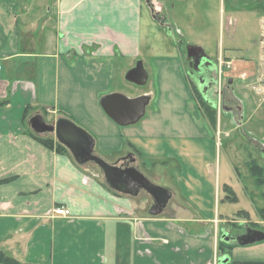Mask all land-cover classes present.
I'll list each match as a JSON object with an SVG mask.
<instances>
[{
  "label": "crops",
  "instance_id": "obj_1",
  "mask_svg": "<svg viewBox=\"0 0 264 264\" xmlns=\"http://www.w3.org/2000/svg\"><path fill=\"white\" fill-rule=\"evenodd\" d=\"M144 1L0 0V249L22 263L264 262V241L229 242L230 252L222 251V231L231 219L221 209L220 186L237 192L227 177L221 184L217 158L223 132L230 136L232 124L240 130L248 107L253 117L264 118L254 102L256 96L264 98V16L256 19L255 7H233L218 28L215 61L201 41L172 55L151 54L143 46ZM258 5L263 8L264 0ZM188 28L200 30L203 38L213 34L205 22L200 29ZM192 47H201L222 75L219 95L223 78L232 84L224 98L233 104L217 109L215 122L195 99L192 108L187 106L194 93L183 53ZM139 60L148 82L151 73L153 80L136 91L126 82L139 85L125 75ZM221 61L232 63L224 74ZM110 94L148 97L145 115L135 124H118L101 105ZM28 108L51 123L61 117L78 123L94 137V152L109 163L114 164L104 153L133 155L138 170L153 172L147 176L152 182L163 168H174L181 190H171L161 213L141 211V191L132 196L112 189L89 162L81 165L69 150L50 149L33 137ZM58 206L71 214L55 215ZM238 212L247 213L239 222L261 229L255 223L262 219L252 220L247 209Z\"/></svg>",
  "mask_w": 264,
  "mask_h": 264
},
{
  "label": "rangeland",
  "instance_id": "obj_2",
  "mask_svg": "<svg viewBox=\"0 0 264 264\" xmlns=\"http://www.w3.org/2000/svg\"><path fill=\"white\" fill-rule=\"evenodd\" d=\"M260 0H245L239 2V0H147L144 1L143 6V17H142V37H143V46L145 48H150L151 54H166L172 55L178 52V48L182 49L189 44H197L198 42H203L206 44V51L213 57L215 61L218 44L220 42L219 35L217 34L218 28L223 27V21L227 20V17L232 13V8L235 7L239 9L244 5L247 8L255 7L256 19L260 16H264V10L261 6L258 5ZM150 4V5H149ZM161 7V12L159 9ZM250 10V9H248ZM238 11V10H237ZM243 11V10H239ZM252 11V10H251ZM248 14V12H246ZM239 13L237 12L234 16L238 17ZM250 16V14H249ZM248 16L249 21H253L255 18L253 16ZM192 21V22H191ZM208 25V32L213 33L210 38H203L204 34H201L200 30H190L188 27L190 24L193 26L200 27L202 23ZM258 35L259 40L261 39ZM183 52V50H182ZM187 57V52L183 53V58ZM188 73V69H187ZM222 75L217 74V78H221ZM192 86H195L196 82L193 78H189ZM218 79V80H219ZM153 80V73H151L150 80L146 87L151 85ZM236 86L239 85V81L235 80ZM127 87H134L136 91H141L145 86H133L126 82ZM232 84L228 82L227 78L221 80V86L223 93L230 89ZM196 87V86H195ZM130 89V88H127ZM231 91V89L229 90ZM230 93V92H229ZM198 94V92H197ZM196 94V95H197ZM220 93L214 91V95L211 97L213 101L217 100L219 102L218 108L212 109L215 111H224V109L230 108V105L233 103L228 101L230 98L228 95L227 98L219 95ZM264 97V95H263ZM194 98L188 101V108H192V102ZM196 101V99H195ZM255 109H257L261 114L264 112V98L263 101L261 97L256 96L255 98ZM197 103V101H196ZM222 104V106H221ZM203 107L205 108L204 104ZM232 107V106H231ZM153 108V102L148 106L147 111ZM218 109V110H217ZM233 109V107H232ZM237 109V107H236ZM252 108L248 107L246 111L247 118L244 119L243 127H240V130H233L232 126L230 127L231 133L230 136L225 135L223 132L222 138H220V145L217 151L218 162L221 161L222 168V181L227 177L226 180L229 185L234 187L237 192V195L232 190L230 186H220V192L222 201L221 209L226 211V214L230 216V221L228 229L232 233L243 232L244 228L241 226H236L234 221L239 222V220H245L247 213H239L242 209H247L252 215V220H261L260 216L257 215V210L264 206V184L258 185L256 178L253 176V173L250 170V165L252 163L257 164L258 168L262 169V172L256 171L264 179V118L260 119L259 116H252ZM34 112L29 111L28 116H33ZM251 115V117H249ZM48 123L53 121H48ZM78 124V123H77ZM30 127V124H28ZM30 131V130H29ZM33 131V130H32ZM45 134V133H44ZM48 134V133H46ZM52 134V133H51ZM106 158H110L116 164H122V160L128 159V156L124 158H117V153L107 152L104 153ZM99 175H102L103 172L101 168L93 162L88 163ZM162 176L155 179V183L169 188L172 191H180L181 183L178 182L177 178L174 177L175 170L174 168H163ZM142 172L149 176L150 173L144 169H141ZM160 174V170H158ZM103 176V175H102ZM150 177V176H149ZM151 178V177H150ZM261 180V179H260ZM232 198V199H231ZM139 205H141V211L145 213H150V211L155 205L153 198L145 191H141V196L139 197ZM175 201V198L172 199L170 205ZM153 215V214H152ZM249 220V219H248ZM259 223H255L261 229L264 230V219ZM238 224V223H236ZM243 224V222H242Z\"/></svg>",
  "mask_w": 264,
  "mask_h": 264
},
{
  "label": "water",
  "instance_id": "obj_3",
  "mask_svg": "<svg viewBox=\"0 0 264 264\" xmlns=\"http://www.w3.org/2000/svg\"><path fill=\"white\" fill-rule=\"evenodd\" d=\"M192 51L204 53L201 47H192L189 48V56ZM125 78L136 85L144 86L148 82L149 73L143 62L139 60L126 72ZM148 103V97L129 99L121 94H110L101 99L105 112L123 126L137 123L145 115ZM29 124L36 133H53L79 164L94 162L98 165L103 171L105 181L112 189L132 196H137L141 190L147 192L155 202L151 209L152 214H159L167 207L172 198V191L169 188L155 184L135 166L121 167L98 156L94 152V137L71 119L61 117L54 123H48L41 114H35L29 119ZM262 241H264V231L259 229L247 228L244 235L237 237V243L240 245Z\"/></svg>",
  "mask_w": 264,
  "mask_h": 264
},
{
  "label": "flooded vegetation",
  "instance_id": "obj_4",
  "mask_svg": "<svg viewBox=\"0 0 264 264\" xmlns=\"http://www.w3.org/2000/svg\"><path fill=\"white\" fill-rule=\"evenodd\" d=\"M185 62L190 78H193V80L196 82L195 86L198 90L199 95L209 106L217 105V101L214 102L211 98L214 95L215 89L217 92L218 86L216 66L203 52L200 51H192L191 56H189V53H187ZM122 161V164H118L121 167L134 166L133 164L135 163L136 159L135 157H133V155H129L128 159L124 158ZM233 223H235L236 226L243 227V232L232 233L230 229H224L222 231V240L231 243H237V237L244 235L247 228L258 229L251 226L250 223L242 224L241 222L236 221H234Z\"/></svg>",
  "mask_w": 264,
  "mask_h": 264
},
{
  "label": "trees",
  "instance_id": "obj_5",
  "mask_svg": "<svg viewBox=\"0 0 264 264\" xmlns=\"http://www.w3.org/2000/svg\"><path fill=\"white\" fill-rule=\"evenodd\" d=\"M192 90L195 96L196 101L199 103L200 108L202 109V111L205 112V114L210 118L211 122H215V115L216 112L214 109H212V106H209L203 99L202 97L199 95V93L197 94L198 90L195 86H192ZM197 94V95H196ZM203 104L205 106V108L203 107ZM28 112H29V108L26 110V114L25 117L28 116ZM30 133L33 137L37 138L43 145H45L46 147L53 149L56 148L57 151L59 152H66L68 153V149L67 147H65L63 144H61L59 141L55 140L53 134L48 133V134H39L36 133L35 131H32L30 128ZM250 170L253 173V176L256 178V182L258 185H263L264 184V179L262 178L263 175V171L262 169L258 168L257 164L252 163L250 165ZM256 171L262 172V175L260 176ZM261 179V180H260ZM264 197V195H263ZM258 215L260 216L261 219H264V206L262 208L258 209ZM234 245L227 242V241H222L221 242V248L223 252H227L232 249ZM0 264H32V263H22L20 261H18L17 259L11 257L10 255H8L6 252H4L3 250L0 249ZM247 264H264V262H260V263H247Z\"/></svg>",
  "mask_w": 264,
  "mask_h": 264
},
{
  "label": "built area",
  "instance_id": "obj_6",
  "mask_svg": "<svg viewBox=\"0 0 264 264\" xmlns=\"http://www.w3.org/2000/svg\"><path fill=\"white\" fill-rule=\"evenodd\" d=\"M221 67H222L221 72H222V74H224V70H226V69L229 70L232 68V63L221 61ZM1 70H2V58L0 55V73H1ZM54 212H55V215H70L71 214L70 209L65 207V206L56 207Z\"/></svg>",
  "mask_w": 264,
  "mask_h": 264
}]
</instances>
